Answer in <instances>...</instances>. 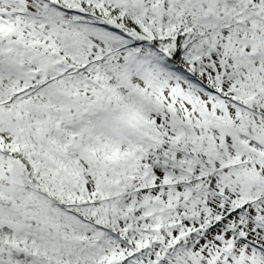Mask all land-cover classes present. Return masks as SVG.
Masks as SVG:
<instances>
[{"label":"snow or ice","instance_id":"6c2138e0","mask_svg":"<svg viewBox=\"0 0 264 264\" xmlns=\"http://www.w3.org/2000/svg\"><path fill=\"white\" fill-rule=\"evenodd\" d=\"M0 264H264V0H0Z\"/></svg>","mask_w":264,"mask_h":264}]
</instances>
